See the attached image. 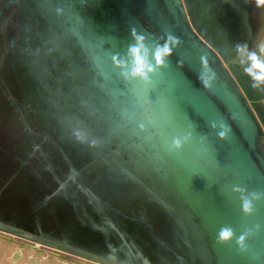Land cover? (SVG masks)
<instances>
[{
	"label": "water",
	"instance_id": "95a60500",
	"mask_svg": "<svg viewBox=\"0 0 264 264\" xmlns=\"http://www.w3.org/2000/svg\"><path fill=\"white\" fill-rule=\"evenodd\" d=\"M114 1L120 11L116 28L123 37L108 41L122 42L127 55L99 64L103 87L116 96L126 92L119 88L122 78L132 84L143 110L138 123L147 130V159L157 173L164 168L160 184L208 230L217 263L264 264V172L254 159L255 134L264 133L259 110L264 95L256 98L254 89L244 85L242 93L232 90L207 62L218 51L231 75L240 80L235 65L242 50L231 56L210 36L216 32L227 45L231 40L238 43V34H219L207 20L205 0L200 4L204 33L167 19L160 0ZM16 226L0 222V228ZM32 232L21 230L70 247L66 239L55 241L47 233ZM181 243L190 246L187 238ZM204 247L200 256L209 264V248Z\"/></svg>",
	"mask_w": 264,
	"mask_h": 264
},
{
	"label": "rangeland",
	"instance_id": "374dc122",
	"mask_svg": "<svg viewBox=\"0 0 264 264\" xmlns=\"http://www.w3.org/2000/svg\"><path fill=\"white\" fill-rule=\"evenodd\" d=\"M2 2L0 0V4ZM6 23L7 19L0 20V31L4 30ZM23 24L31 27L32 20L27 19ZM32 36L30 31L21 35L22 43L15 49L6 34L0 40L1 100L11 98L14 101L20 115L18 124L22 123L25 128L34 122L28 112L31 106L18 95L15 83L5 71L9 64H13L23 78L27 77L31 89H28V95L34 91L37 93V89H44L43 84H48L43 66L34 61L33 49L28 47ZM250 63L261 70L256 62ZM29 71H32L30 80ZM55 85L58 86L59 82ZM79 98L66 93V106L74 104V108L79 109L77 117L89 121L94 110L91 109L92 103L85 99L80 102ZM44 99L43 108L35 107L50 126H46L48 129L41 126L36 133V142L50 138L53 144L56 141L62 143L61 152L67 156L71 173L62 168L61 180L67 178L66 185L52 177L51 214L46 213L49 218H35L32 223L46 230L55 241L66 239L70 247L55 246L38 236H27L21 230L28 234L33 233L32 230L19 225L13 230L0 228V264H207L200 256L205 247L199 232L188 214L176 205L165 185L160 184V175L153 165L143 161L138 153L128 152L116 144L112 150L98 154L95 144L110 139V130L94 127L96 139L88 135L82 141V137L70 129L75 124L60 116L53 100L46 96ZM259 110L264 117L261 103ZM48 131L52 136L47 134ZM261 143L264 147V138ZM115 154H120L133 171L116 161ZM56 197L61 200L58 207L54 204ZM170 225L176 226L175 239L163 234L170 230ZM181 238H187L190 246L184 247Z\"/></svg>",
	"mask_w": 264,
	"mask_h": 264
},
{
	"label": "flooded vegetation",
	"instance_id": "af4514ba",
	"mask_svg": "<svg viewBox=\"0 0 264 264\" xmlns=\"http://www.w3.org/2000/svg\"><path fill=\"white\" fill-rule=\"evenodd\" d=\"M2 1L0 4V20L2 18L7 19V23L3 28L4 30L0 31V40L6 34L8 40L12 41V48L15 49L16 46L20 47L22 43L21 35L23 36L27 31L33 34L31 42L29 40L30 45L28 47L33 49L31 51L33 52L34 61L39 63L41 67L43 66V75L46 77L45 82L48 83L43 84L44 89L41 90L54 94L59 93L60 97L65 99V101L66 93L79 96L80 102L84 99L88 100V102L92 103L91 109L94 110L90 116L91 119L85 122L93 131L94 127H100L99 129L108 128L110 130L111 138L102 140L108 144L110 150L116 144L119 147H125L128 152L138 153L143 161H148L147 154L150 149L149 143L146 141L147 130L138 123L139 119L142 120L144 118L142 115L143 110L138 107V100L134 97L132 84L122 78L119 81V88L126 90V92L125 94L118 92L116 96H114L115 91L113 94L111 90L102 85L104 81L103 68L99 64L104 65V59L111 62L112 58L127 55V52L123 49L124 44L122 42L119 41L118 44H113L112 42L114 38L121 39L123 37L122 33L118 32L121 28H116L120 11L117 9L115 1ZM201 1L160 0L159 5L165 17L170 21L179 22L182 26L184 24L197 26L198 30L204 33L205 29L201 24L200 17ZM236 5V0H205L207 20L219 30L218 32L221 36H231L233 31L238 36L240 35L238 33L240 27L237 24H231L229 18L231 10L236 14ZM33 8L34 10H32ZM27 19L32 20L31 27L23 24ZM210 36H213L215 43L231 56L238 55V51L242 50L246 45L243 42L244 39H240L245 38L243 33H241L240 38L238 37V43L231 40L227 45L221 39H218L216 32ZM161 41H163L162 37ZM251 43L252 41L249 42V44ZM212 53L211 56H208L207 62L209 66L216 70L220 80L225 81L229 88L242 93L241 86L244 85L246 89H254L256 98L264 95V82L261 72L255 69L249 61L242 57L237 58L235 66L238 67V75L241 78L237 80L231 75L230 69L219 52L214 51ZM181 64L185 66L183 63ZM12 66L15 67L13 64ZM110 74L111 77L115 76L112 71ZM15 78L17 83L13 82L17 87L19 96L24 100L21 94L25 90L27 91V77L23 78V75L19 73L15 75ZM58 82L59 85L54 87V83ZM39 89L36 90L37 93L40 91ZM20 90H22V93ZM33 104H30V106L36 109ZM75 109L79 110L76 106ZM37 117H40V115ZM51 133L48 131L47 134L52 136ZM263 137L264 133L262 132L255 134L256 150L254 159L264 172L262 164L264 147L263 143H261ZM48 139L51 140L50 138ZM243 142H246V140ZM55 143L61 152L62 143L57 141ZM159 175L163 178L166 176L163 167L159 168ZM174 200L180 209L190 214L187 206L180 199L174 198ZM187 217L192 220L193 226L195 225L198 228L197 231L201 236L202 245H206L209 248V252H207L209 264H218L210 247L211 240L208 236V230L200 226L199 219L189 215Z\"/></svg>",
	"mask_w": 264,
	"mask_h": 264
},
{
	"label": "crops",
	"instance_id": "0c3cea01",
	"mask_svg": "<svg viewBox=\"0 0 264 264\" xmlns=\"http://www.w3.org/2000/svg\"><path fill=\"white\" fill-rule=\"evenodd\" d=\"M236 3L237 12L235 14L231 10L230 17L235 21L232 23L240 27L238 37L241 33L245 36L240 38L246 43L240 57L264 65V4L258 3V0H236ZM260 72L264 82V68ZM1 98L0 93V222L47 233L32 222L35 218H47L46 213L51 214L52 177L66 185L67 178L61 180L60 174L62 168L71 173V167L67 156L61 154L52 140L43 138L36 142V133L41 130L42 123L43 129L50 126L37 117L39 110L28 109L34 122L25 128L22 123L18 124L20 115L14 101L8 95L6 98L10 100L3 101ZM60 203L61 200L56 197L55 206Z\"/></svg>",
	"mask_w": 264,
	"mask_h": 264
},
{
	"label": "bare ground",
	"instance_id": "6f19581e",
	"mask_svg": "<svg viewBox=\"0 0 264 264\" xmlns=\"http://www.w3.org/2000/svg\"><path fill=\"white\" fill-rule=\"evenodd\" d=\"M5 72H6L5 74L7 75V77H10L12 79V81L17 83L15 81V79H16L15 75L19 74V73L21 74V72L17 68H15L11 64H9V66H7V70ZM29 72H30V75L28 76V78L30 79V77L32 78V71H29ZM26 89H27V91L25 90L24 93H22V90H20V91L22 93L21 95L23 96V98L25 100H27V102H29V104L34 103L33 105L42 106L41 104H42L43 100H45L44 97L45 96H46V98L48 97V99H50L51 101L52 100L54 101L55 107L57 109V112L60 113V116L68 119L69 123L75 124L74 126H72L70 128L74 131L75 135L79 136L80 138L82 137V141L85 140L88 135H90L92 139H96L95 132L91 129V127L84 121V119L77 117V110L73 106H66L65 99L60 97L59 93L54 94L51 92H47L46 90L39 89L40 91H38V93H35V96H34V94L28 95V91H29L28 89H30V82L29 81L26 82ZM42 108H43V106H42ZM44 109L47 111L45 106H44ZM95 145L98 148V152H97L98 154H99V152L104 153V152H108L110 150L108 144L104 141H100V143H96ZM80 148H82V146H80ZM114 159H116V161H119L120 163L124 164L129 170L133 171L131 166L122 160L120 154L115 155ZM175 231H176V226L170 225V230L169 231L165 230L163 234L166 237L171 238V236H172L173 239H175L174 238L175 237V233H174ZM14 257H16V256H14Z\"/></svg>",
	"mask_w": 264,
	"mask_h": 264
},
{
	"label": "snow or ice",
	"instance_id": "6c2138e0",
	"mask_svg": "<svg viewBox=\"0 0 264 264\" xmlns=\"http://www.w3.org/2000/svg\"><path fill=\"white\" fill-rule=\"evenodd\" d=\"M258 3H260V4H264V0H258ZM257 66H258V67H261V68H264V65H260V64H258Z\"/></svg>",
	"mask_w": 264,
	"mask_h": 264
}]
</instances>
